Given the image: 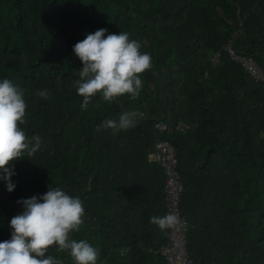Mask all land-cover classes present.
<instances>
[{"label":"trees","instance_id":"trees-1","mask_svg":"<svg viewBox=\"0 0 264 264\" xmlns=\"http://www.w3.org/2000/svg\"><path fill=\"white\" fill-rule=\"evenodd\" d=\"M100 28L129 33L152 67L136 99L96 96L84 110L73 45ZM227 44L264 69V0H0V79L23 90L20 127L42 138L33 156L13 161L14 190L0 180V242L23 211L18 200L58 187L82 200L84 223L70 238L97 248V264H165L167 230L149 222L166 214L165 175L148 154L167 139L192 264H264V81ZM129 110L142 114L135 127L95 130ZM48 254L75 264L56 247Z\"/></svg>","mask_w":264,"mask_h":264},{"label":"clouds","instance_id":"clouds-1","mask_svg":"<svg viewBox=\"0 0 264 264\" xmlns=\"http://www.w3.org/2000/svg\"><path fill=\"white\" fill-rule=\"evenodd\" d=\"M106 33L107 29L100 28L73 45L83 65L74 86L83 98L84 110L96 96L108 103L126 94L136 99L142 90L141 74L152 67L150 54L142 53L140 42L130 39L129 33ZM36 94L44 99L49 96L47 90H37ZM26 107L23 90L8 78L0 79V180L6 182L9 192L16 187L11 179L16 174L13 161L25 154L33 156L42 146L39 135L29 138L20 127L26 123ZM141 115L135 110L124 111L118 119L103 120L95 130H128L136 126ZM17 203L23 205V211L9 222L10 239L0 242V264H63L48 254L51 247L66 251L75 264H97V248L86 240L70 238L84 223L85 209L79 197L49 187L44 194ZM149 222L167 230L176 225L177 217L168 213L152 216Z\"/></svg>","mask_w":264,"mask_h":264},{"label":"built area","instance_id":"built-area-1","mask_svg":"<svg viewBox=\"0 0 264 264\" xmlns=\"http://www.w3.org/2000/svg\"><path fill=\"white\" fill-rule=\"evenodd\" d=\"M232 59L241 64L243 69L255 82L264 81V69L252 56L236 53L227 44ZM216 53L213 57H217ZM156 129L163 132L168 129V124L163 121L155 123ZM148 158L158 162L164 170V198L166 202V214L173 213L177 217L174 227L167 229V240L160 246L159 253L165 264H192L186 250V231L191 223L181 214L179 200L183 191L181 176L178 171V159L174 145L167 139H158L154 142L153 149L149 152ZM165 214V215H166Z\"/></svg>","mask_w":264,"mask_h":264},{"label":"rangeland","instance_id":"rangeland-1","mask_svg":"<svg viewBox=\"0 0 264 264\" xmlns=\"http://www.w3.org/2000/svg\"><path fill=\"white\" fill-rule=\"evenodd\" d=\"M262 204H263V206H264V201H262Z\"/></svg>","mask_w":264,"mask_h":264}]
</instances>
